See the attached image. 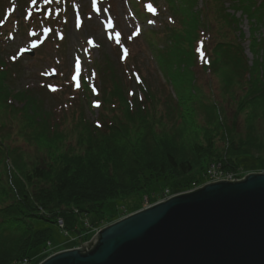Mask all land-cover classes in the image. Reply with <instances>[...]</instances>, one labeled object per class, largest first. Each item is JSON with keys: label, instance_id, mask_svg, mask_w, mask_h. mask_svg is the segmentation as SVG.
Returning <instances> with one entry per match:
<instances>
[{"label": "rangeland", "instance_id": "1", "mask_svg": "<svg viewBox=\"0 0 264 264\" xmlns=\"http://www.w3.org/2000/svg\"><path fill=\"white\" fill-rule=\"evenodd\" d=\"M31 1L32 3H29ZM148 1L154 4L155 13L147 11V7L150 5L147 3ZM92 2V0H66L63 12H59L58 9L63 8L62 0H0V55L3 54L4 61L8 65L7 70L9 71L6 80L3 81L8 84L10 90L32 87L39 92L43 109L51 115L50 133L60 131L65 126L68 127L75 122L79 114H83V117L93 123L94 119H99L100 112H103L104 107L102 108V105L99 108L95 106L96 100H101L100 95L97 98L88 95V101L80 97L81 88L76 86L77 80L73 79L74 73H76V61L79 60L80 63L81 78L84 77L89 84L94 82L92 68L95 65L93 61H100L101 63L107 61L105 70L108 71L110 67L114 70L117 76L110 75L112 78L118 77L115 78V84L120 79L122 84L127 87L125 94L128 100L134 99L136 95L140 101L138 84H134L133 81V78L140 74L143 83L145 81L149 83L147 90H145L149 94L148 99L154 103H160L158 109L165 119L164 121L169 125L186 123L181 131L182 134L177 137V146H174L178 153V159H183V157L192 159L190 150L193 144L205 145L206 140L209 139L213 141L212 151L217 154L222 153L225 141L223 143L220 141L222 131L219 129V122L213 119L211 124L209 120H205L209 117L205 112L215 113V109H211L212 101L217 103L221 112H223L222 106L225 105V109H230L234 105L232 110H227L224 113L228 115L229 121L236 122V127L233 129L236 135L242 133L248 120L246 115L249 111L248 109L242 110L241 113L238 111L239 116L230 119L232 112L235 111L237 100L242 97V94L238 92L241 96L238 97L236 94L237 96H231L228 102L225 100L232 90L237 92L238 87L232 82L231 84L228 83L226 78H223L222 68L227 67L224 64H222L217 75L211 69V78L208 80L209 74L198 67L197 61L199 60L196 56L195 63L189 66V71H191V77L196 76L194 85L200 89V92L197 93L193 84L186 83L190 82L188 79L190 77L187 78L189 74L186 71L189 59L187 61L184 58L186 55L182 51H176V49L178 45L186 49L187 43L185 41L176 43L174 37L172 38L174 32H182L184 29L179 13H174L171 10L175 9L179 2L175 3V0H96V4L99 6L98 11L93 9ZM173 2L174 4L171 5ZM189 3V1L186 2L184 6L189 5ZM206 3L207 10L205 9ZM214 3V0H196L193 2V11L200 12L204 16L197 28V38H200L202 34L208 35L206 49L209 54H211V46L218 40L237 42L240 38L245 48L244 56L250 64L254 57L248 49L250 24L246 22V17H241L239 23H236L237 35L235 29L231 28V22L221 17V12L233 13L232 7H230L231 0H223V5L219 8V15L213 8ZM18 5L20 7L16 8ZM77 15L80 16V27L76 26ZM44 16L50 18L47 19ZM169 16L175 20V23L169 22ZM63 17L66 20L62 23L59 18ZM236 17H240L239 12L236 13ZM15 20L18 23H15ZM150 20L154 23H149ZM32 22H35V26H33L34 23L31 26L27 25ZM255 27V36L264 42V21H258ZM239 31L244 38L239 37ZM61 32L64 34L62 39ZM117 33H119V43L116 42ZM170 34L172 35L170 36ZM109 36L112 38L109 39ZM130 36L131 39H129ZM89 40L92 43H89ZM34 41H38L35 48L33 47ZM195 42L196 40L194 44ZM29 49L33 50L32 56L24 53ZM124 49H127L128 55L122 59L124 58L123 54H125ZM257 56L264 59L261 52ZM13 57H16L15 60ZM98 70L100 71L99 68ZM50 75H54V77L50 78ZM167 81H169V86ZM79 83L81 84V79ZM94 84L102 91L101 76L98 78L97 84ZM129 88L135 92L133 97L127 94ZM173 92L179 96L180 102H182L183 107L180 106L181 109L190 107L186 112L190 113V110L194 109L196 113L183 120L181 109L165 108V105L168 104L176 107L174 105L176 104V97ZM8 96L11 97V94ZM196 98L198 101H190L191 99L196 100ZM7 100L9 101V98ZM68 101L72 104H68ZM64 102L68 104V107L71 106L69 107L71 111L66 116V108L68 107ZM221 103L222 105H220ZM11 105L17 108V101ZM149 106L150 104L146 103V108ZM252 108L250 107V109ZM1 122L5 125L4 132L7 140L16 139L9 141L11 146L15 149L20 148L19 145L22 143L17 134L15 135L17 111L6 110L4 105L0 103ZM256 129L261 132L264 131V123ZM0 138L3 137L0 136ZM68 143L69 140L64 142L54 140L49 143L47 139L41 138L35 143L33 149H30V152L22 153L19 157H17V152L11 154V147L5 144V150L0 151L2 154L0 156V206L2 203L10 202V199H6L4 196L7 191L5 182L8 181V172L17 178L18 169L21 171L31 169L33 165H40L41 159H48L51 154H60L64 148H68ZM232 158L237 165H235V169H228V171L237 177L244 176L246 172L264 171V157L244 153L232 156ZM211 162L214 163L215 161L212 160ZM193 176L190 174L180 179L161 180L159 184H162L160 185L162 188L160 187L159 190L164 187L169 188L171 185L175 186L176 183L188 182ZM142 200L144 199L137 194L127 198L108 199L101 213H91L85 218H79L78 226L82 229L87 228L84 223L86 221L92 225L93 229L97 230L103 226V223L110 224L115 218H121L129 212L140 209L143 205ZM34 226L37 229L48 228L50 237L45 249L38 247L31 252L32 264L37 263L39 257L48 250L60 251L72 246L76 247L80 243L78 239H76L77 241L74 240V237L77 236L76 232L71 230L65 232L56 222L36 219Z\"/></svg>", "mask_w": 264, "mask_h": 264}, {"label": "trees", "instance_id": "2", "mask_svg": "<svg viewBox=\"0 0 264 264\" xmlns=\"http://www.w3.org/2000/svg\"><path fill=\"white\" fill-rule=\"evenodd\" d=\"M188 1L189 5L184 6ZM194 1L196 0H175V3H179L173 12L179 13L184 29L182 32H174L172 38L174 37L176 43H187L186 49L178 45L176 51H182L186 55L184 58L187 61L189 59L186 71L190 82L186 83L193 84L198 93L200 89L194 85L189 66L196 61L194 41L204 16L193 11ZM214 1L213 8L219 15L223 0ZM230 7L234 12H221V17L231 22V28H234L235 32L238 30L236 23H239L241 17H246L250 24L248 47L254 59L249 64L245 58L239 38L243 37V34L239 31L237 42L218 40L211 46L209 57L212 58L209 59V66L204 65L205 63L198 65L203 70L207 68L209 72L212 69L216 75L222 64L226 65L221 74L228 83L236 84L238 90H232L225 100L228 102L231 96H241L238 92L242 94L230 119L238 117V111H249L242 133L236 135L233 131L236 122L229 121L228 115L224 113L232 110L234 105L230 109L222 106L221 112L217 103L212 101L211 109L214 108L215 113L205 112L209 116L205 120H209L211 124L213 119L219 122V129L222 131L220 141H225V147L220 154L212 151L213 141L209 139L205 145L193 144L190 150L192 159H178L174 146H177V137L182 134L186 123L183 124L180 119L183 125L166 123L159 113L160 103L149 100V94L146 92L140 101L136 95L134 99L128 100L125 94L127 87L120 79L115 84V78L118 77L112 78L110 74L117 75L111 67L112 70L108 68V71L100 68L103 82L109 87H104L101 95L104 110L100 112L99 126L79 114L75 122L68 127L50 133L51 115L43 109L39 92L32 87L11 91L3 81L6 80L9 70L0 55V103L6 110L17 111V136L22 143L20 148L17 147V157L30 152L41 138L47 139L49 143L54 140H69L68 148H64L60 154H51L48 159H41L40 165H33L31 169H18L17 178L8 172V181L5 182L7 191L4 196L9 198L10 202L0 206V264L30 258L34 249L46 248L50 230L37 229L34 226L36 219L53 222L62 219L65 230L79 232V218L91 213H101L108 199L127 198L137 194L141 198L147 195L151 201H155L159 196L161 180L180 179L193 174L190 180L200 181L204 168L212 163V160L221 161L224 169H235L237 164L232 156L249 153L252 156L264 157V131L256 129L264 123V59L257 56L261 52L264 57V42L255 36L256 23L264 21V0H231ZM205 9L207 10V3ZM237 11H240L238 18L235 16ZM105 63L107 66V61ZM148 86L149 83L145 81L142 88L147 89ZM87 97L84 95V98ZM14 101H17L16 109L11 105ZM190 101H198V98ZM176 102V107L168 104L165 108L181 109L180 106H183L180 99ZM146 103L150 104L147 108ZM69 107L65 116L71 111ZM189 108L181 109L183 120L196 113L194 109H191L190 113L186 112ZM4 142L0 141V151L5 150ZM12 152L16 154L13 148L10 153ZM190 180L171 185L169 191H185L190 185ZM48 255L49 252L43 253L38 261Z\"/></svg>", "mask_w": 264, "mask_h": 264}, {"label": "water", "instance_id": "3", "mask_svg": "<svg viewBox=\"0 0 264 264\" xmlns=\"http://www.w3.org/2000/svg\"><path fill=\"white\" fill-rule=\"evenodd\" d=\"M38 264H264V173L145 206Z\"/></svg>", "mask_w": 264, "mask_h": 264}, {"label": "snow or ice", "instance_id": "4", "mask_svg": "<svg viewBox=\"0 0 264 264\" xmlns=\"http://www.w3.org/2000/svg\"><path fill=\"white\" fill-rule=\"evenodd\" d=\"M95 6H96V0H93V7L95 8ZM149 10L150 11H152V12H155V9L152 7V5L150 4L149 6ZM97 11H98V9H97ZM149 23H154V21H149ZM76 26L77 27H80V20H79V16H77V24H76ZM109 27H111V25H109ZM138 34V33H137ZM112 37L111 36H109V39H111ZM132 37L130 36L129 37V39H131ZM37 39H38V37H37ZM117 43H119V33H117V41H116ZM89 43H92V41L91 40H89ZM36 45H35V42H33V47H35ZM124 52H125V54H127V49H124ZM16 57H13V59H15ZM80 63H79V60H77L76 61V76H74L73 77V79H77L78 77H79V75H80ZM78 88L80 87V83H79V80H77V85H76ZM53 91H55V89H53ZM93 91H95V88H93ZM95 106L96 107H99L100 106V104H99V102L97 101V102H95ZM98 126H99V124H98Z\"/></svg>", "mask_w": 264, "mask_h": 264}, {"label": "built area", "instance_id": "5", "mask_svg": "<svg viewBox=\"0 0 264 264\" xmlns=\"http://www.w3.org/2000/svg\"><path fill=\"white\" fill-rule=\"evenodd\" d=\"M207 176L210 180H215V179H221L223 178L224 180L227 179H232L233 176L232 174H222L220 171H217L215 167H210L209 169L206 170Z\"/></svg>", "mask_w": 264, "mask_h": 264}, {"label": "bare ground", "instance_id": "6", "mask_svg": "<svg viewBox=\"0 0 264 264\" xmlns=\"http://www.w3.org/2000/svg\"><path fill=\"white\" fill-rule=\"evenodd\" d=\"M82 246V245H81ZM81 246H79V247H81ZM79 247H77V248H79Z\"/></svg>", "mask_w": 264, "mask_h": 264}]
</instances>
